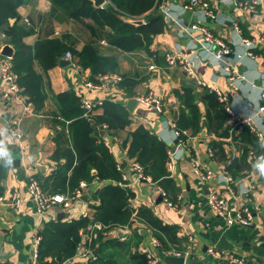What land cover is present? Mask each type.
Listing matches in <instances>:
<instances>
[{"label": "crops", "instance_id": "1", "mask_svg": "<svg viewBox=\"0 0 264 264\" xmlns=\"http://www.w3.org/2000/svg\"><path fill=\"white\" fill-rule=\"evenodd\" d=\"M187 1L170 0V16L157 10L163 16L164 26L153 36L151 53L141 48L124 51L109 45L106 38H100L101 51L116 55V72L130 78L123 86L130 93L134 91L133 95H125L117 84L110 83L102 88L84 90L79 70L71 64L60 65L58 60L47 70L42 85L46 96L39 107L28 101L19 89L9 91L7 97H0V137L9 152L0 157V194L6 197L11 191H17L23 198L16 208L0 202V264H33L36 229L41 230L48 222H67L80 215H87L90 221L80 230L76 251L56 264H81L97 255L106 261L105 264H138L139 254L151 236L166 243L163 249L160 250V245L155 252V264H166V256L177 255L171 253L173 249L180 252L177 256L184 257L183 264H238L230 259L229 252L242 256L247 264L264 262V175L260 174L259 168L264 165V101L260 99L264 88V45L254 47L256 55L251 56L246 54L241 41L243 35L264 36V0H258L255 11L247 10L238 0H209L216 11L213 21L205 19L199 10L186 9L184 3ZM17 15L19 22L24 23L25 19L31 22L33 32L24 37L27 43H33L37 37L51 31L62 35L77 48L89 38L84 26L79 27V22L58 16L49 0H24L17 7ZM14 20L11 17L9 23ZM193 20H206L212 32L227 42L230 52L217 58L213 50L216 46L206 50L180 28L181 23ZM6 44L14 51L8 37L1 49ZM165 52L187 57L194 75H187L177 64L167 65L163 58ZM225 61L234 64L243 76L230 78L224 70ZM150 64L155 66L150 68ZM197 78L225 94L231 110L240 117H250L253 128L216 113L209 99L203 96L205 86L198 84ZM69 87L93 101L113 98L127 110L128 124L112 131L98 129L126 177L118 183L100 180L95 177V168L91 167L89 181L79 180L85 182V186L76 199L68 206L53 204L40 212L26 191L30 176L38 178L50 194L71 192L77 183L74 181L77 176L73 175L77 152L52 96V93ZM5 88L0 76V90ZM147 90L161 100L160 111L153 105L143 107L136 103L132 111L124 106L127 98ZM92 112L99 114L103 109L98 106ZM11 125H17L22 133L19 143L7 138ZM138 126L155 136L168 152L175 140L174 126L187 134L188 143L176 145L174 152L168 153L167 161L172 160V168H168L166 162L169 180L159 182L167 190L171 204L166 202L157 182L136 179L130 168L134 158L131 152H139V147L132 142V131ZM12 157V165L6 168ZM121 162H125L124 167ZM195 163L212 170L207 182L194 172ZM67 164L65 173L55 175L60 166ZM225 170L232 175L231 191L222 177ZM209 185L224 197L231 211L248 207L252 222L248 225L227 223L215 214L207 202ZM126 187L133 192V196L127 198L130 217L124 203ZM94 205L104 207L105 212L100 213L99 218L102 221L128 219L129 222L105 229L101 221L92 220L93 215H98ZM60 212L63 216L58 219L56 216ZM98 224L102 227V240L110 239L113 243L90 242L96 236L95 230L100 229ZM85 247L92 251V257L82 255ZM211 247L227 253L214 257L208 251ZM95 248L96 253L93 252ZM54 258L49 253L43 260L50 262ZM147 263L151 264L148 259Z\"/></svg>", "mask_w": 264, "mask_h": 264}, {"label": "trees", "instance_id": "2", "mask_svg": "<svg viewBox=\"0 0 264 264\" xmlns=\"http://www.w3.org/2000/svg\"><path fill=\"white\" fill-rule=\"evenodd\" d=\"M49 1L58 16L71 18L79 22L80 28L83 25L87 30L89 38L79 48L68 43L62 35L52 33V31L46 36L37 37L33 43L25 42L24 37L31 34L33 29L29 19L24 23L18 20L17 7L24 0H0V29L5 32L9 43L14 48L10 57L11 69L17 76L16 81L20 92L26 96L28 101H32L38 107L46 96L42 85L46 80L47 70L56 65L66 51H70L72 54L79 67V73L88 69L89 78L97 81L99 75L116 72L117 67L116 55L101 51L100 38H106L109 45L124 51L141 48L151 53L150 44L153 36L160 32L164 26L162 14L155 9L156 0H107L103 6H95L92 0ZM11 17H14L15 20L9 23ZM137 20L141 22H137ZM128 80H130L128 76L121 75V79L116 84L119 89L125 91V95H133L134 91L130 93L124 89L123 85ZM203 91V96L209 99L208 102L212 105L213 110L223 117L228 116L229 118L224 102L219 100L216 92L206 86ZM52 96L57 103V112L62 118L63 124L68 127L71 142L77 152L78 161L73 167V175L77 176L74 181L77 183L70 191L79 186L80 179L89 181L91 167L95 168L97 179H109L116 183L123 182L125 180L122 176L123 171L119 168L112 151L103 142V138L98 132L99 128L112 131L129 123V114L123 105L115 99L107 97L100 104L87 109L82 102L81 95L76 93L72 87L57 94L52 93ZM98 106L102 107L103 112L93 113L92 110ZM90 119L93 121L91 122ZM178 120L180 118L177 119V122ZM179 129L181 130V128ZM132 137V142H135L136 148L139 147V152L137 154L131 152L130 155H133V159L142 166V173L157 182L164 191V196L169 198L167 190L159 183L164 179L169 180V172L166 168L167 149L143 127H136L132 131ZM1 165L0 162V177ZM68 166L69 164L60 166L55 175L60 176L65 173ZM41 188L46 191L42 186ZM115 188L119 189V187ZM129 196H133V192L126 187L124 203L127 209L129 208L127 200ZM94 207L96 210L98 209V215H93L92 220L101 221V225L105 226V229L129 222L128 219L126 221H115V219L110 222L102 221L99 218L101 217L100 213L105 212L104 207L99 205H94ZM128 211V217H130L131 211L130 209ZM89 221L90 218L87 215H80L67 222L60 220L45 223L38 231L40 241L35 264H56L71 257L80 242V230L85 228ZM101 228L95 230L96 236L90 241L92 244L97 240H102ZM102 241L105 242L103 244L113 243L110 239ZM160 243L161 250L166 243L164 241L163 244L161 241ZM49 253L53 254L55 258L50 262L43 260V257ZM98 256L81 264H105L106 261L101 260ZM139 257L138 264H148L144 252L140 253Z\"/></svg>", "mask_w": 264, "mask_h": 264}, {"label": "built area", "instance_id": "3", "mask_svg": "<svg viewBox=\"0 0 264 264\" xmlns=\"http://www.w3.org/2000/svg\"><path fill=\"white\" fill-rule=\"evenodd\" d=\"M170 0H156V10L161 12L165 16H170V9L168 6V2ZM239 1V0H238ZM258 0H243L239 1V4L243 5L247 10L249 11H255L256 5ZM184 7L188 10H199L201 14L204 16L205 19L213 21L216 17V11L209 2V0H188L184 3ZM24 21H27L25 19ZM237 28L238 25L236 24ZM180 28L184 30L187 34H189L191 37L195 38L206 50H210L212 45L216 46V49L214 48V54L217 58H223L224 54L229 53L231 48L218 35L214 34L212 30L208 27V24L205 21L200 20H193L186 24H180ZM7 35L3 30H0V76L4 83L6 84V88L4 90H0V97H7L9 95V91H17L19 89L17 81H16V74L11 69L10 64V57L5 56L1 53V45L4 40H6ZM241 41L246 47V54H249L251 56L256 55L254 53V47H256L258 44L264 45V36L263 35H253V36H241ZM62 58H67L70 60V63L74 68H79L78 65L75 63L72 54L70 51H66L62 56ZM164 59L167 65H179L181 69L189 76L194 75V68L190 62V60L180 55L179 53H172V52H165L164 53ZM155 65L150 64L149 67L153 68ZM224 70L229 74L230 78L232 77H242L243 74L240 73L234 64L225 61L224 64ZM81 78H82V86L84 90H91V89H98L105 86L107 83L110 84H116L120 79L121 75L117 72H107L104 74L99 75L97 78V81H93L89 78V74L87 71L80 72ZM197 83L206 86L211 90H214L219 98V100L224 102L225 110L228 112L229 117L233 120L235 123L239 124H248L251 128L252 126V120L250 117H240L237 114H235L230 106L227 104L226 96L223 94L216 86L209 85L204 80L197 78ZM86 92V91H85ZM82 95V94H81ZM82 102L84 106L87 109H91L93 106L98 105L101 103V100L97 99L96 101H93L92 99L85 98L83 95ZM137 104L140 106H149L153 105L158 111L162 109V103L161 100L158 99L151 90H147L144 93H139L135 95ZM260 99L264 101V88L260 92ZM262 108V107H261ZM174 135L176 139V145H182L185 146L188 143L187 134L184 132V130H180L179 128L174 126ZM22 137L21 131L18 129L17 125H11L9 129L7 130V138L10 140H13L15 143H19ZM0 140H3L2 137H0ZM4 141V140H3ZM262 144L264 142L262 141ZM264 148V147H263ZM169 155L173 152H168ZM2 155H0L1 157ZM168 168H172V160L169 158L167 161ZM130 168L133 171V174L136 179H148L151 180L148 175H144L142 173V166L139 164V162L135 161L134 159L131 160ZM193 170L196 172L199 177L207 182V180L212 176V170L202 167L200 164L195 163L193 165ZM123 178L126 177V174L123 172ZM223 179L226 182V186L228 190H232L230 182L232 181V176L227 172L224 171V174H222ZM85 186V182L81 181L79 186L76 187L71 192L67 193H53L50 194L46 191H43L41 188V185L36 177L30 176L27 184H26V191L28 194V198L34 203L37 210L40 212L44 211L45 209L49 208L53 204H60L62 206H68L71 201L76 199L81 194V188ZM161 194L164 195V191L161 190ZM23 198L19 195L17 191H11L8 196H4L0 194V202H7L10 206L18 207L22 203ZM165 200L168 204H171V201L168 200L165 197ZM207 202L209 207L213 210V212L221 217H223L227 223H240L242 225H248L252 221L251 217V211L248 209V207L243 206L240 209H237L235 212L231 211L228 207L227 202L225 201L224 197L221 195H218L214 189L209 185V191L207 193ZM98 228H101V226L98 224ZM40 241V235L38 234V230L36 229L33 239V254H34V261L37 255L38 251V244ZM161 243L158 241L156 237L151 236L148 239V242L145 246L144 253L146 254V257L148 259V262L151 264H155V252L158 250ZM209 253L214 257H219L224 255L225 251L220 249H215L213 247L208 248ZM171 253L179 255L180 252L177 250H172ZM83 256L92 257L93 253L90 249L84 248L82 251ZM231 260L235 261L238 264H247L245 259L242 256H237L233 252H229L227 254ZM264 264V262L260 263Z\"/></svg>", "mask_w": 264, "mask_h": 264}, {"label": "water", "instance_id": "4", "mask_svg": "<svg viewBox=\"0 0 264 264\" xmlns=\"http://www.w3.org/2000/svg\"><path fill=\"white\" fill-rule=\"evenodd\" d=\"M93 1V4L95 6H103L107 0H92ZM137 22H140V20H137ZM1 53L5 56H8V57H11L12 54H13V49L11 46H9L8 44H6L5 46H3V48L1 49ZM59 63L60 65H63V64H69L70 63V60L67 59V58H60L59 59ZM137 103V100H136V97L135 96H131L129 98L126 99V102L124 104V106L129 110V111H132L133 107L135 106V104ZM175 147H176V139L174 140V144H172L170 146V152H174L175 150ZM121 167H124L125 165V162H121L120 163ZM143 180H145V178H143ZM83 198V196L81 195L80 198ZM160 197V196H159ZM63 215L62 213L60 212L56 217L59 219L61 218ZM97 248H95V250H93L94 253H96ZM183 259L184 257L183 256H177V255H169V256H166L164 262L166 264H183ZM159 264V263H158Z\"/></svg>", "mask_w": 264, "mask_h": 264}, {"label": "clouds", "instance_id": "5", "mask_svg": "<svg viewBox=\"0 0 264 264\" xmlns=\"http://www.w3.org/2000/svg\"><path fill=\"white\" fill-rule=\"evenodd\" d=\"M2 134V133H0ZM262 147H264V144H262ZM0 155H4V156H7L9 155V152L6 148H4L3 146V140H0ZM12 160H13V157L11 160H8L7 161V164L5 165V167H10L12 165ZM259 168H260V174L261 175H264V165H259Z\"/></svg>", "mask_w": 264, "mask_h": 264}]
</instances>
